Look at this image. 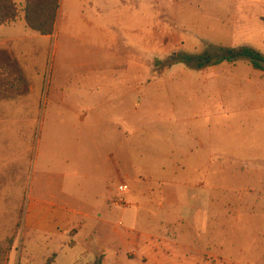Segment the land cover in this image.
<instances>
[{"label": "rangeland", "instance_id": "374dc122", "mask_svg": "<svg viewBox=\"0 0 264 264\" xmlns=\"http://www.w3.org/2000/svg\"><path fill=\"white\" fill-rule=\"evenodd\" d=\"M119 1L106 4L105 0L104 8L146 12L145 25L138 19L137 28L146 27L150 34L135 36L136 50L125 45L123 30L115 24H111L114 44L105 35L98 46L81 44L70 32L77 26L89 37L94 20L76 24L64 11L58 35L63 47L55 54L56 40L37 32L20 37L13 45V58L0 47L1 248L13 239L0 264H95L104 260L105 250L110 252L107 264H144L141 250L147 239L143 234L156 233V227L132 225L122 216V206L137 211V199H126L120 190L123 194L114 199L121 205L114 222L117 227L94 219L107 216L106 208L87 209L93 192L100 195L107 189L104 176L109 164L100 159L98 150H108L113 141L118 146L126 137L115 130L119 124L115 110L121 108L137 124L138 133H145L132 139L137 153L156 152L162 134L197 155V162L159 163L174 176L165 185L168 191L182 190L184 184L194 196L199 192L200 199L210 191L209 200L201 202L206 213L192 206L176 219L183 221L178 227H161V238L167 240L162 241V252L168 253L159 259L150 257L147 264H264V71L255 70L247 58L197 69L181 57L243 47L264 56V0H147L146 6L140 0ZM15 2L18 19L23 18L25 0ZM120 21L128 23L125 16ZM103 22L109 24L105 18ZM118 55L136 59L131 74L138 80L137 113L128 102L120 108L114 104L116 95L103 89L107 74L94 75V70L117 61ZM114 69L123 72L128 67ZM209 155L215 156L214 162L198 161ZM120 167L124 174H138L132 165L123 162ZM108 174L116 195L121 185L133 184L131 178L121 180L115 170ZM136 181L135 195L150 182L147 202L156 204L158 192L152 180L139 176ZM37 195L61 205L71 201L92 217L78 229V221L69 220L67 212H51L48 227L53 233L29 229L24 226L28 202ZM170 208L176 214L183 210L178 203ZM188 214L201 215L200 225H191ZM113 228L125 231L129 242L117 238ZM180 231L179 244H169L172 232ZM135 241L140 251L133 246ZM150 241L158 243L156 237ZM113 252H119V258ZM132 252H138L135 259L127 254Z\"/></svg>", "mask_w": 264, "mask_h": 264}, {"label": "crops", "instance_id": "0c3cea01", "mask_svg": "<svg viewBox=\"0 0 264 264\" xmlns=\"http://www.w3.org/2000/svg\"><path fill=\"white\" fill-rule=\"evenodd\" d=\"M15 1V0H14ZM130 0H120V4L127 2ZM103 2L105 0H60V10L59 15L57 17L56 27L54 34L43 36L48 39H54L56 40L54 44V51L53 54H55L59 49H61L63 46L61 42H58L59 39V24H60V14L62 11H64L65 16L67 18H70L71 20H74L75 23L79 21L81 24H83L86 20L87 23L89 22V18H92L94 21H92L93 29L92 32H89L90 36L86 37L85 32L82 30L78 31L77 26L73 29V32H70V35L79 37V39L82 40L81 44L91 45V46H98L100 44V40H105L106 38L113 42L112 44L117 42V39L115 40L114 36L116 35L112 29V26L118 25V27L122 28L123 34L125 35L124 42L125 45L128 48H132L136 50V35H142V34H150L146 27L137 28V20L143 21V24L145 25L146 21V12L141 14H136L135 12H130V10H127L126 13L118 12L117 10H108L104 8ZM110 2H113V0H108L106 4H109ZM133 3H137V0H132ZM101 3V6H100ZM147 0H140V4H143L146 6ZM128 20L127 25L124 24V21L121 22V18L124 17ZM109 20V24L106 23V25L103 22V19ZM73 22H70L67 25H70ZM118 21V22H116ZM115 22V23H114ZM78 23V22H77ZM76 23V24H77ZM112 24V26H111ZM105 25V26H104ZM123 25V26H122ZM136 25V26H135ZM29 32L36 33L30 27L27 25L24 17L16 20L14 23H11L9 25H0V47H5L8 52H11L10 55L13 58V52L14 49L13 45L15 43L20 42V38L22 35H25ZM65 35L69 34L67 33V30H65ZM36 35V34H35ZM74 38V37H73ZM15 47V45H14ZM36 48H33V46H29V50L35 52ZM118 60L114 61L113 63H110L111 65L109 67H102L95 71L94 75L98 76H105V82L108 84L107 87H103L104 90H109L110 96H112L113 92L117 98L115 100V105L118 104V108L123 107L125 104H132L134 105L135 112L137 113L136 109V93H137V76L135 74H131V68L136 66V59L135 58H119V55L117 56ZM6 60H10L6 59ZM225 63V62H224ZM229 63V62H226ZM223 64V63H222ZM221 65V64H220ZM218 66V65H217ZM115 67H128V70H124L123 72H119L118 70H115ZM215 67V66H213ZM209 68V67H208ZM206 69V68H205ZM117 107H115L116 109ZM87 109L90 110V108L87 106ZM93 111V110H92ZM166 111L164 109L162 112L159 113L160 115H163V113ZM124 109L121 108L119 111L118 109L115 110V113L119 115L117 118L118 120V129H115L119 135L124 138V142H120L117 146L115 142H112V145L109 146L108 150L99 151L100 159L104 162H106L108 165L107 167V174L104 176V181L106 183V190L103 191L100 195L96 194V192H93V195L90 196L87 200V203L89 204V210H101L102 208H106L108 215L103 216L102 214L99 215V219L101 222L104 223L107 227H117V225L114 223L115 218L119 215V206H121L117 201H115L116 196H121L123 193L120 192L119 194H115L113 190L110 189V174H108L111 170L116 172L117 176L120 177L121 180H124V178H128L133 181V184L127 185L126 187L127 191L124 192V196L127 199V197L131 196L134 199H137L140 203L137 204V211L130 212V206H122L124 207V212H122V216L125 218L127 223H130L132 225L138 224L144 225V226H151L156 227V233L154 231H151V233L143 234V236L146 237V241L144 242V246L142 248L140 247L138 241H135L134 247L139 249V251L142 252V259L143 263L147 264L149 261V258H156L159 259L163 257L168 252H162V241H167L165 239L162 240L160 233H162L161 227L174 228L178 227L179 223H183V221H176L177 218L184 216V213L186 211H190L194 206H198V211L201 212V214L207 212L206 206L201 208V202L204 203L209 200V190H206L207 193L203 194L202 199H200L201 194L198 192L195 196L193 195V190L191 187H186L184 184V188L182 190L174 188L173 191H168V189L165 187V185L168 182V180L171 177H174L172 174H168L167 172L169 170H164L159 163L164 162H197L195 155V152L192 148H181V145L178 144V146L171 143V140L166 136L162 135L160 136V144H157V150L156 152H153L152 154H140L139 150L137 153V143H134V140L136 137L140 135L139 129L137 128V124L132 122L130 117L127 115H124ZM145 114H148L145 112ZM136 115V114H135ZM158 118V119H159ZM154 120H157V117L154 118ZM142 130L145 132H148L146 128H144L142 125H140ZM114 130V129H113ZM139 132V133H138ZM114 132V134H116ZM120 136V138H121ZM142 137L144 135H140ZM102 141H100L101 143ZM41 140L38 141V150L36 153V161L38 160V154H39V148H40ZM87 151H82V154L85 158H87ZM178 157V158H177ZM214 155H209L207 157H202V160H198L199 162H214L216 158H214ZM126 163L127 165H132V169L136 170L138 174L134 176L129 174H124L121 170L120 164ZM144 163L146 167L143 165L140 166L139 164ZM156 163L155 166L152 164ZM152 171V168H154ZM166 171V172H165ZM71 172V171H70ZM70 176H73V172L69 173ZM147 176V178H150L152 182L155 185V190L158 192V199L156 200V204H152L150 202H147V199L150 197V189H148L151 185L150 182H148V186H141V192L140 194L135 195L134 188L137 185L136 179L139 176ZM172 183V182H171ZM140 185V184H138ZM120 186V185H119ZM126 186V185H123ZM180 186V185H179ZM181 187V186H180ZM33 189V184H32ZM58 201L56 199H42L40 196H30L29 202H28V208L26 213V218L24 220V226L29 229H46L47 231L53 233L54 229H50L48 227V216H50L51 212H67V214L70 216L69 220L72 221H78V229L82 227V224L85 223L86 219L91 218L92 215L89 213H85L83 209H80L78 205L75 203H72L70 201L69 204L61 205L57 203ZM174 203H178L182 208V212L179 214L175 213V209H171L170 206L174 205ZM195 204V205H194ZM193 206V207H192ZM200 214V213H199ZM199 214H196V216L192 215L190 216L192 221H189L191 225H200V216ZM205 216V215H203ZM50 224V223H49ZM52 228V227H51ZM78 229L76 230V233L78 232ZM171 230V229H170ZM113 234L117 236V238L122 239L124 242H129V238H127V234L125 231H120L118 228L112 229ZM183 232H172L174 235L173 240H170L169 244H179L180 240V234ZM179 235V237H175ZM157 238L158 243L153 244L151 243L150 239ZM179 238V240H177ZM135 239H139L136 238ZM103 261H100V263L95 262V264H107V260L109 259L110 252L109 250L103 251ZM114 256H117L119 258L120 253L119 252H113ZM130 257L135 259V257L138 255V252H132L127 253ZM140 254V253H139ZM171 256V255H170ZM116 257V258H117ZM159 261V260H158ZM55 262V261H54ZM53 262V263H54ZM48 264H51L48 262Z\"/></svg>", "mask_w": 264, "mask_h": 264}, {"label": "trees", "instance_id": "16d2710c", "mask_svg": "<svg viewBox=\"0 0 264 264\" xmlns=\"http://www.w3.org/2000/svg\"><path fill=\"white\" fill-rule=\"evenodd\" d=\"M60 0H25L23 17L27 25L33 31L43 36L52 35L55 31ZM20 17V10L14 0H0V25L14 23ZM182 61L194 65L197 69H205L220 65L224 62H232L239 58H247L252 67L258 71H264V56L249 47L238 50H222L217 54L202 56L182 55ZM13 239H7V247L1 248L0 258L7 257L11 250Z\"/></svg>", "mask_w": 264, "mask_h": 264}, {"label": "built area", "instance_id": "2783aa9c", "mask_svg": "<svg viewBox=\"0 0 264 264\" xmlns=\"http://www.w3.org/2000/svg\"><path fill=\"white\" fill-rule=\"evenodd\" d=\"M119 190H121V191H123V192H126V191H127L126 187L123 186V185H121V186L119 187Z\"/></svg>", "mask_w": 264, "mask_h": 264}]
</instances>
